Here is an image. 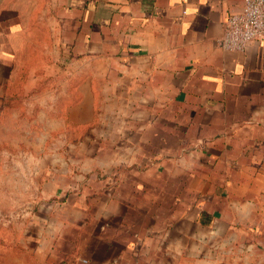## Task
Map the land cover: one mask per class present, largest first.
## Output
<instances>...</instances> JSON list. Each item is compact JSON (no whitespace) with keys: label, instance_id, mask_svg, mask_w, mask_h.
I'll return each instance as SVG.
<instances>
[{"label":"crops","instance_id":"0c3cea01","mask_svg":"<svg viewBox=\"0 0 264 264\" xmlns=\"http://www.w3.org/2000/svg\"><path fill=\"white\" fill-rule=\"evenodd\" d=\"M243 2L0 0L1 100L10 39L18 38L11 42L18 56L32 45L23 40L28 32L47 24L54 50L84 60V85L94 94L84 92L86 109L115 124L112 136L87 148L98 159L86 164L84 214L93 206H114L119 215L134 207L146 224L169 214L192 224L219 212L217 196L264 183V38L242 52L220 45L228 15ZM106 100L112 110L105 114L99 104ZM106 168L115 169L114 187L93 174ZM170 192L181 203L171 212Z\"/></svg>","mask_w":264,"mask_h":264},{"label":"rangeland","instance_id":"374dc122","mask_svg":"<svg viewBox=\"0 0 264 264\" xmlns=\"http://www.w3.org/2000/svg\"><path fill=\"white\" fill-rule=\"evenodd\" d=\"M49 30L35 26L23 39L32 45L18 56L11 46L18 38L8 48V93L3 87L0 97V264H264V183L217 196L219 212L192 224L172 214L146 224L130 205L124 215L114 206L84 214L86 164L98 159L87 148L112 136L115 124L93 117L91 103L84 104V92L93 94L84 85V60L54 50ZM99 108L106 114L112 103ZM114 171L93 174L114 187ZM174 195L170 212L181 206Z\"/></svg>","mask_w":264,"mask_h":264},{"label":"built area","instance_id":"2783aa9c","mask_svg":"<svg viewBox=\"0 0 264 264\" xmlns=\"http://www.w3.org/2000/svg\"><path fill=\"white\" fill-rule=\"evenodd\" d=\"M264 38V0H244L239 12H232L220 39L223 49L242 52L255 40Z\"/></svg>","mask_w":264,"mask_h":264}]
</instances>
